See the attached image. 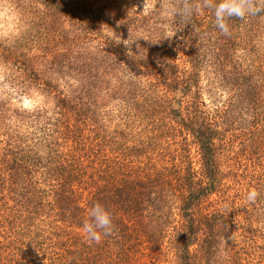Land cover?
I'll return each instance as SVG.
<instances>
[{
	"label": "trees",
	"instance_id": "trees-1",
	"mask_svg": "<svg viewBox=\"0 0 264 264\" xmlns=\"http://www.w3.org/2000/svg\"><path fill=\"white\" fill-rule=\"evenodd\" d=\"M27 1L43 16L17 45L0 43V58L14 91L25 86L14 74L28 72L54 111L22 113L0 99V264H262L252 228L264 209V16L229 20L223 35L211 9L181 22L163 0L145 10L119 0ZM165 9L172 18L155 16ZM102 24L122 41L101 34ZM162 26L182 41H168ZM94 35L101 40L87 49ZM18 46L38 50L43 68ZM124 71L153 80L123 84ZM202 77L226 87L222 106L201 99ZM104 89L119 95L122 125L144 127L143 143L121 145L125 127L104 123ZM166 137L185 145L176 161L152 154ZM226 178L240 185L234 193ZM253 187L260 196L250 203ZM97 202L114 223L99 244L82 231Z\"/></svg>",
	"mask_w": 264,
	"mask_h": 264
},
{
	"label": "rangeland",
	"instance_id": "rangeland-1",
	"mask_svg": "<svg viewBox=\"0 0 264 264\" xmlns=\"http://www.w3.org/2000/svg\"><path fill=\"white\" fill-rule=\"evenodd\" d=\"M120 5L129 7L131 9L135 10H145V0H119ZM38 7V6H35ZM166 8V7H163ZM167 9V8H166ZM164 10L159 12V14L155 15L156 17L165 19V18H172L168 10ZM42 15L40 9H33V6L31 3H29L27 0H0V43H4L5 45L8 46H13L17 45L16 41L19 39L21 35L27 36V27L30 24L35 25L34 22L39 20V17ZM43 16V15H42ZM164 21V20H163ZM62 24H65L62 22ZM163 27V32L164 35L166 36L167 39H172L168 40L171 43L174 42V45L177 46L180 41H182V36L179 30H177L176 33H174L171 29L167 26H162ZM35 31V29L33 30ZM34 32H32L33 34ZM100 33L104 34L106 36H110L111 39L114 42L117 41H122V37L120 35H116L115 31L108 25L102 24L100 26ZM100 35H94V41L89 40L85 42L84 46L87 47V49L90 48L91 45H95L99 40ZM15 43V44H14ZM19 50H22L24 53L27 54V57L33 58L38 54V50L35 48L33 49H27V47H19ZM178 48V47H177ZM178 49L175 50V54H173L171 57L173 60L178 61V54H177ZM180 55V54H179ZM241 57L242 54H240V51L238 53ZM22 59V57H19ZM34 64L37 65L40 68H43L39 65V59H32ZM30 61V60H29ZM27 61V62H29ZM183 64V63H182ZM180 66H182L180 64ZM10 69H12L11 65L8 64L7 62H4L0 58V99H3L9 103L14 108L19 109L22 113L27 112V111H36L37 108L40 109H45L48 111L49 114L53 113V103L52 99L50 98L49 95H46L40 87L37 88V86L34 85V82H32L30 75L28 72H21V74H14L16 75L14 82H17V84H25L21 85L22 88H19L17 90H13V87L11 86V82L8 81V76L11 74ZM204 74L206 77H211L213 75L209 68L205 69ZM18 73V72H17ZM121 75L122 79L121 82L123 84L130 83V85H147L145 82L146 81H152L153 78L150 75L144 76V78L140 79L136 77H129L127 72H122L118 73ZM42 76V75H41ZM128 76V78H127ZM51 78H54V75L50 76ZM206 78V79H208ZM205 78L201 79L202 82V87L201 89V99L207 104V106L211 108H215L216 106H222L223 103L228 99L229 95L226 91V87H220L215 81L212 83V85L208 86V82L210 83L209 80H206ZM14 80V79H13ZM53 83L58 84L59 88L62 89L64 86V81L62 80L61 82L51 80ZM114 81V78L112 79V82ZM208 81V82H207ZM141 83V84H140ZM210 83V84H211ZM13 84V82H12ZM113 93V92H112ZM264 94V91L263 93ZM52 95V94H51ZM101 100L108 99L107 101H104V108L107 112V116L103 119L106 125H110V129L115 128L118 125H122L124 117L122 116L123 111L121 110L122 103L119 100V95L108 93L106 89L101 90ZM100 100V99H99ZM25 124V123H23ZM23 124L19 123L20 128L19 130L21 132H24L25 129L23 128ZM124 126V125H122ZM126 129V132L121 134V145H132L133 143H143L145 141V135L146 132H144V127L140 126H129L128 128L124 126ZM148 132V137L153 136ZM166 137L163 141L159 142V145H150V148L152 149V154L156 158H163L165 161L171 162L172 160L176 161L180 154V148L185 149V145H171V140ZM150 140V138H149ZM153 140V139H151ZM237 145H233V148L236 150ZM179 149L175 152H173V149ZM188 150V151H187ZM186 150V153L190 156L192 160V165L195 168H198V160H199V155L196 147L194 145H190V148ZM172 153H174L172 155ZM226 154V153H225ZM224 159V157H223ZM238 160H240L238 158ZM245 160H243V157H241V162L244 163ZM229 162H232L229 160ZM225 163V162H224ZM224 167V166H223ZM225 168V167H224ZM222 168V169H224ZM228 170V169H227ZM226 184L225 187H229L226 189L228 192H235L238 185L237 181L230 182L228 178L225 179ZM224 180V181H225ZM232 187V188H230ZM245 192V191H242ZM215 197L212 196L210 199H214ZM264 211L261 210L258 212L257 215L254 216L253 220V230H255L254 233V238L252 239L253 241H256V245L262 246L264 248ZM262 212V213H261ZM264 264V262L262 263Z\"/></svg>",
	"mask_w": 264,
	"mask_h": 264
},
{
	"label": "clouds",
	"instance_id": "clouds-1",
	"mask_svg": "<svg viewBox=\"0 0 264 264\" xmlns=\"http://www.w3.org/2000/svg\"><path fill=\"white\" fill-rule=\"evenodd\" d=\"M147 0H145V6ZM162 7L171 10L181 22L188 21L194 14L204 9H211L214 15V26L223 35L230 34L228 21L238 19L241 21L251 16H264V0H163ZM260 192L251 188L246 199L255 203ZM82 231L87 242L99 244L103 237L112 235L114 231L113 214L103 204L95 203L83 221Z\"/></svg>",
	"mask_w": 264,
	"mask_h": 264
}]
</instances>
